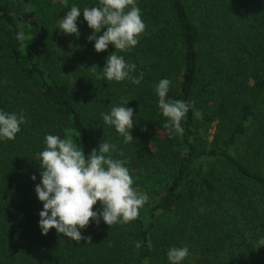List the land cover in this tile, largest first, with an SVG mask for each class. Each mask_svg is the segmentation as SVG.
Instances as JSON below:
<instances>
[{"label": "trees", "instance_id": "trees-1", "mask_svg": "<svg viewBox=\"0 0 264 264\" xmlns=\"http://www.w3.org/2000/svg\"><path fill=\"white\" fill-rule=\"evenodd\" d=\"M97 4L0 0V111L26 119L14 140H0V264H170L168 250L184 246L181 264H264V0H136L145 31L116 54L143 73L139 84L102 78L115 48L95 51L82 12L78 38L57 28L73 5ZM165 78L167 100L194 102L178 134L163 128L156 86ZM115 106L134 109L130 143L103 120ZM46 135L71 138L86 155L115 145L112 158L128 161L147 196L138 218L93 221L79 243L55 228L43 235L34 159ZM212 206L216 217L201 212Z\"/></svg>", "mask_w": 264, "mask_h": 264}, {"label": "clouds", "instance_id": "clouds-1", "mask_svg": "<svg viewBox=\"0 0 264 264\" xmlns=\"http://www.w3.org/2000/svg\"><path fill=\"white\" fill-rule=\"evenodd\" d=\"M67 7L68 0H61ZM126 9H128L126 11ZM81 12L87 25L92 29L88 41H94L96 52H102L113 45L115 51L106 58L102 68V78L108 81L121 82L126 79L133 84H139L143 79L133 76L136 69L134 63H127L123 56L116 52L130 51L139 43V36L145 31L146 25L141 17V10L136 0H98L93 7H85L83 11L73 5L66 14L57 21V28L64 35L80 36L77 19ZM16 39L23 42L26 39L23 23ZM103 30V32H102ZM102 32V35H97ZM98 66L88 68L96 73ZM171 81L161 79L156 86L159 97L158 106L167 122L163 125L169 133H181V121L193 104L182 100H167L166 96ZM128 104V101L125 102ZM194 115L202 118V113L196 110ZM105 124L114 126L124 138V143L133 140L131 129L134 126V109L126 106H115L110 113H102ZM23 115L0 111V140H14L25 123ZM146 130V129H145ZM45 148L36 154L34 160L40 165V183L35 185V192L43 204L39 212V227L43 235L55 228L58 235L79 243L85 237L81 230L91 222L97 225L101 219L109 227L115 224H126L138 218L139 209L146 203L147 196L139 193L134 187L133 177L125 166L127 160L113 159L111 150L115 145L101 142L98 149L93 148L90 154L81 151L71 138H61L57 135H46ZM121 155L123 153L121 152ZM31 179L36 180V175ZM99 202L100 210H94ZM264 246V237L257 241V247ZM136 248L141 242H136ZM187 246L172 247L167 252L170 264H181L188 256Z\"/></svg>", "mask_w": 264, "mask_h": 264}, {"label": "rangeland", "instance_id": "rangeland-1", "mask_svg": "<svg viewBox=\"0 0 264 264\" xmlns=\"http://www.w3.org/2000/svg\"><path fill=\"white\" fill-rule=\"evenodd\" d=\"M0 95H1V92H0ZM214 133V129L212 128L210 130V134H213ZM212 140V138L210 139ZM252 134L250 136H248L247 138L245 137L243 139V141L241 142V149L246 152L249 150V148H251V143H252ZM252 150V149H251ZM207 208V207H206ZM215 206H212L208 209H202L201 212L202 213H210L212 216L216 217V215L218 214V212H215Z\"/></svg>", "mask_w": 264, "mask_h": 264}]
</instances>
